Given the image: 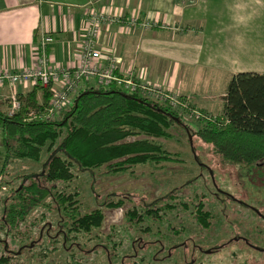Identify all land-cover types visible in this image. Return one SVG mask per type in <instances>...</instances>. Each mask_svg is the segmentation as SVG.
<instances>
[{
    "label": "rangeland",
    "instance_id": "rangeland-1",
    "mask_svg": "<svg viewBox=\"0 0 264 264\" xmlns=\"http://www.w3.org/2000/svg\"><path fill=\"white\" fill-rule=\"evenodd\" d=\"M175 99L172 104L185 121L170 129L169 138H156L165 149L175 153L174 159L131 164L117 172H103L105 165L83 170L57 144L43 149L38 161L29 158L6 161L0 126V168H4L0 172V253L10 257L8 264H66V250L51 249L62 240V234L55 232V228L65 218L53 204V197L45 199L52 210L37 205L16 218L15 226L3 222L12 192L33 176L42 183L41 170L54 154L74 162L75 177L69 181L58 180V188L77 190L82 211L103 208L101 225L78 237L85 250L78 255H89V263L107 264L103 248L93 245L107 243L108 235H112L122 240L120 251L134 255L126 258L128 264L133 260L140 264H264V250H260L264 248V161L246 165L220 158L210 142L194 133L202 124L201 118L187 109V100H180L178 96ZM220 107L213 106L207 114L221 113ZM118 199L122 201L121 206L106 205ZM199 202L211 212L206 227L194 217L193 211ZM166 203L170 205L162 208ZM133 206L144 213L148 207H159V215L144 214L143 219L128 224L124 211ZM48 226L58 242L53 237L39 239ZM65 228L60 227L62 232ZM117 229L120 232L115 233ZM18 230L20 233L16 234ZM242 235L258 249L245 243ZM129 244L134 246L133 250ZM215 245L218 248H212ZM18 251H21L18 258L12 256ZM143 255L147 257L142 259ZM118 260L114 258V262Z\"/></svg>",
    "mask_w": 264,
    "mask_h": 264
},
{
    "label": "trees",
    "instance_id": "trees-1",
    "mask_svg": "<svg viewBox=\"0 0 264 264\" xmlns=\"http://www.w3.org/2000/svg\"><path fill=\"white\" fill-rule=\"evenodd\" d=\"M44 33L46 32L42 31L40 24L34 31V41L37 43ZM82 83L72 91L71 104L68 103L63 111L49 117L44 114L50 98L49 87L33 84L28 88L24 87L25 90H17L20 107L12 114L8 113L9 97H0V126L6 161L20 158L38 161L43 149L56 144L81 169L105 165V173L125 170L131 164L174 159L172 155L175 153L165 149L163 143L156 139L169 138L170 129L185 121L170 99L159 102L138 91L128 92L115 82L100 86H82ZM178 98L186 100L181 95ZM223 99L222 111L216 115L207 114L203 108L186 102L185 106L191 112L197 110L202 115H209L200 117L202 124L194 133L200 139L210 142L214 152L225 161L246 165L264 161V72L241 71L233 74L227 83ZM73 161L59 154L49 157L41 170L42 183L33 176L12 192V200L6 206L3 222L15 226L16 218L22 217L37 205H44L52 210L45 199L53 197V204L65 218L55 226V232L60 231L62 240L51 249L64 248L67 252L66 264H94L88 262L89 255H78L85 251L78 237L79 234H87L101 225L104 219L103 208L97 206L89 211H82L78 191L58 188L56 183L58 180L69 181L75 177ZM2 169L4 168H0V172ZM106 205L118 207L122 205V201H109ZM169 205L166 203L161 207ZM158 209L159 207H148L144 213L133 206L124 211V217L129 224L143 219L144 214L158 216ZM193 212L201 226H208L211 212L204 208L202 202L197 204ZM62 226H66L63 232L60 229ZM50 229L48 226L41 232L39 239L43 236L53 237L52 240L58 242ZM118 232L119 229L115 231ZM19 233L20 230L16 234ZM122 243V240L108 235L107 243H96L93 246L100 245L103 248L107 264H128L126 258L134 255L120 251ZM130 248L133 250L134 246L130 245ZM20 254L21 251H18L12 256L18 258ZM115 257L119 258L116 262ZM146 257L141 256L142 259ZM9 260L8 255L0 253V264H8ZM139 262L133 260L132 264H140Z\"/></svg>",
    "mask_w": 264,
    "mask_h": 264
},
{
    "label": "crops",
    "instance_id": "crops-1",
    "mask_svg": "<svg viewBox=\"0 0 264 264\" xmlns=\"http://www.w3.org/2000/svg\"><path fill=\"white\" fill-rule=\"evenodd\" d=\"M87 6L120 12L104 21L96 45L111 46L118 74L131 73L206 111L215 105L222 111L233 74L264 72V0H0V69L34 62L40 24L54 37L48 47L52 62L73 64ZM130 18L136 25L127 27ZM102 63L110 64L106 58ZM87 84L102 85L96 78L82 86ZM8 92L0 86V97Z\"/></svg>",
    "mask_w": 264,
    "mask_h": 264
},
{
    "label": "built area",
    "instance_id": "built-area-1",
    "mask_svg": "<svg viewBox=\"0 0 264 264\" xmlns=\"http://www.w3.org/2000/svg\"><path fill=\"white\" fill-rule=\"evenodd\" d=\"M84 15L87 25L84 28L83 38L77 51V59L73 64L57 66L52 62V56L47 50V46L54 40V37L51 33L46 32L40 36L36 43L35 59L31 65L14 70L0 69V86L6 85L9 89L6 95L10 99L9 114L16 112L20 107V99L17 95L18 85L25 88L33 84L49 87L50 98L44 110L45 116L49 117L56 112L63 111L70 101L72 91L76 90L83 81H90L92 78H96L102 85L115 82L122 85L128 92L138 91L141 95L150 97L156 95L160 97L159 99L168 98L171 102L177 101L175 96L163 88L142 83L136 80L131 73L127 77H122L115 71L113 62L116 59L111 51V46L105 45L97 48V40L101 35L104 21L115 20L120 12L110 13L87 6ZM127 24V27L135 26L136 21L134 18H130ZM103 58L110 62L106 67L102 63ZM142 91L147 93L142 94ZM192 112H196L197 117L202 116L197 110Z\"/></svg>",
    "mask_w": 264,
    "mask_h": 264
},
{
    "label": "flooded vegetation",
    "instance_id": "flooded-vegetation-1",
    "mask_svg": "<svg viewBox=\"0 0 264 264\" xmlns=\"http://www.w3.org/2000/svg\"><path fill=\"white\" fill-rule=\"evenodd\" d=\"M241 237V239L245 242V243H247L248 245H250V246H252L253 248H256V249H258V247H257V245L255 244V243H253V242H248L247 240H246V238L242 235V236H240ZM216 246H218V245H215V247ZM215 247H212V248H215ZM260 250H264V248H261Z\"/></svg>",
    "mask_w": 264,
    "mask_h": 264
}]
</instances>
